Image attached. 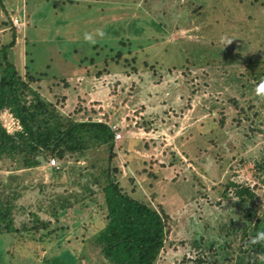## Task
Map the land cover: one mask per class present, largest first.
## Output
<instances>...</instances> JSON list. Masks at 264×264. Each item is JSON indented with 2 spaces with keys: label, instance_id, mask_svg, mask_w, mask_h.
Returning a JSON list of instances; mask_svg holds the SVG:
<instances>
[{
  "label": "trees",
  "instance_id": "16d2710c",
  "mask_svg": "<svg viewBox=\"0 0 264 264\" xmlns=\"http://www.w3.org/2000/svg\"><path fill=\"white\" fill-rule=\"evenodd\" d=\"M162 1L171 14H166L168 19L162 18L165 25L157 24L163 29L149 28L154 41L141 43L138 48L128 50L125 54L117 50L115 54L109 55L103 48L101 62L84 57L74 59L77 61L72 63V67H82L85 72L83 75L88 78L90 72L97 76L99 73L109 72L113 65L124 69L127 75L144 72L155 83L167 79L166 90L171 95L180 92L185 96V92L187 100L199 91L209 93V98H205L199 108L206 116L193 126V130L215 147H220L222 142H217L220 137L228 142V150L222 147L225 154L214 153L219 167L213 175L209 174L210 166L202 167L199 161L193 162L212 183L218 180L225 164L227 165L231 173L225 176L224 187L219 184L224 189L219 191L220 200L215 204L235 199L233 206L238 209L240 217L236 221V213L230 218H227L228 214L223 216L220 220L228 222V225H223L222 222L217 225L220 239L204 242L206 250H200V245H196L193 257L185 258L186 262L182 261L181 264H264V243H253L251 240L256 226L264 224V213L258 217L254 207L256 202H260L264 209V144L248 159L249 147L255 143L258 135L264 134V72L249 71L251 68L257 70L259 66L262 68L260 70H264V0ZM58 2L59 6L50 5L51 12L66 9L67 4L76 5L79 0ZM131 2L132 0L119 1L124 7H128L127 4ZM133 4L139 9L152 7L145 0H133ZM2 5L0 0L4 14V18L0 19V39L3 34H7L8 42L2 43L0 40V116L3 112L10 114L16 121L17 128L8 131L0 118V235L11 234L16 239V245L31 238L32 232L42 229L40 241H43V237L44 240H61L66 246L67 250L47 254L39 261L28 256L33 264H89L84 252L81 253L87 246L94 247V253L101 258L99 264H156L169 244L167 237L171 231V217L161 203L156 204L155 173L145 171L146 177L141 181L136 180L135 176L140 173L139 167L146 161L136 151L122 145L129 142V139L118 142L114 140V133L106 120H92L91 116H87V110L79 105L70 114L61 112L58 104L65 99L62 94L67 90L69 92L72 85L69 77L64 74L68 69L64 68V56L58 53L56 57L54 53H50L48 61L43 59L45 71L42 69L39 75L30 72L33 67V71L36 70V62L43 67V54L36 49V43L42 39L43 27L56 30L55 25L58 27L64 24L68 28L66 33L73 29L66 27L69 25L66 21L58 23L54 19L48 25L47 22L41 23L44 15L39 12L30 13L23 39L24 72L20 74L13 63V55L8 54L15 47L17 30L9 19L11 15L6 13ZM93 13L87 12V15L90 14L93 18ZM174 18L181 19L180 23L185 27L186 33L169 43L164 40L166 34L178 33L177 26L168 27V22ZM197 25H201V28L195 29ZM154 26L156 27L155 24ZM213 28L219 29L213 32ZM107 31L108 34H114L112 32L115 30ZM217 31L220 32L218 36ZM189 35L194 36L195 40L186 37ZM114 36L110 35L113 39ZM124 40L122 37L118 39L121 46H126ZM167 47L178 53L181 63L176 65L174 62L179 59L176 61L165 55ZM90 48L94 51V56H98L95 51L98 50V44ZM160 51L163 57L157 59L154 53ZM239 66H243L248 72L243 74L224 70L237 69ZM192 68H205L207 72L208 68H214L219 69V72L222 70V73L212 71L210 73H214V77L210 78L209 73L201 72L208 77L195 85L196 90H190L182 77L172 78L173 71L180 70V74L186 79L192 74ZM75 74L77 73L72 75ZM190 80L194 81L193 78ZM132 88L139 90V85L135 84ZM216 89L223 91L220 94H225L224 97L230 98L228 101L234 109L233 115L223 108L222 103H217ZM235 95L238 97L235 98ZM246 95L252 97L254 102L243 99ZM77 99V104L83 102L82 99ZM81 109L85 113L82 116L78 114ZM151 115L153 114L149 112L147 117L140 116L137 120L139 122L136 121L134 125L142 124L148 131L154 124ZM133 140L135 142L132 147L140 146L143 152L149 150L148 143L153 141L154 145L158 142L153 139L145 142ZM191 142L186 141L180 147L185 155L183 158L188 157L185 149ZM102 155L103 159L98 161V157ZM118 156L124 160L122 163H119ZM178 157L177 152L171 150L163 158L164 163L159 162L158 167H166V162L169 167L177 165V162L182 166L183 162ZM50 159L55 160L56 166H48ZM234 159L236 166H231ZM42 166H46L50 180L48 184H42L39 177L36 183L40 191L48 186L60 188L61 191L50 193L46 209L43 210L44 218L29 209V224L21 223L17 227L15 215L18 208L22 207L15 200L27 189V181ZM247 169H250L248 175L250 181H253L252 185L238 174L242 170L247 172ZM176 176V173L172 174L169 180L175 181ZM164 180L161 179L162 182ZM230 192L232 196L229 195ZM42 201L43 196L34 203V208L40 207ZM70 209L82 221L76 227V232H72V227L63 219ZM69 231L71 236H66ZM236 237L240 239L237 248L233 244ZM2 241L0 238V264H9L8 258L11 259L13 254L4 252ZM72 244L76 246L69 247ZM5 254L9 255L8 258Z\"/></svg>",
  "mask_w": 264,
  "mask_h": 264
},
{
  "label": "rangeland",
  "instance_id": "374dc122",
  "mask_svg": "<svg viewBox=\"0 0 264 264\" xmlns=\"http://www.w3.org/2000/svg\"><path fill=\"white\" fill-rule=\"evenodd\" d=\"M1 1L3 8L7 11L6 13L11 15L9 19L13 27L17 30L15 47L9 50L8 54L11 53L13 55V63L16 65L20 74L24 72L25 59L23 50L25 45L23 39L24 35H26V27L30 13L39 12L44 15L45 17L41 19V23L47 22L48 25L54 19L58 21V23L66 21L69 23L66 27L73 29L70 33H66L68 31L66 29L68 28H65V26H63L64 24L59 25L58 23V27L56 25L54 26L56 30H53L52 27H43L44 30L41 33L42 39H39L36 43V49L39 50V53L43 54L41 56L43 67L36 62V70L33 71V67L30 72L39 75L42 69L45 71L46 68L44 67L43 59L48 61L49 57L47 56L50 53H54L56 57L58 53L64 56V62L66 64L64 68H68L67 73L64 74L69 77L68 80L71 81L72 85L69 87V92L67 90V92L65 91L62 94L65 96V99L58 104L61 112L70 114V112L79 105L82 106L84 110H87V116H91L92 120H106L111 126L116 125L119 128L116 142L125 138L129 139V142H125L122 145L128 146L127 148L131 151H136V153L141 155L146 161L144 165L139 167L138 171H140V173L138 176H135L136 180L141 181L144 179L147 175L145 171L150 170L155 173L157 179V181H155L156 187H154L156 188L154 190L156 191V204L161 203L171 217V231L167 237V243L169 244L156 264H181L182 261L186 262L184 261L185 258L188 259L193 257L192 255L193 252H195L194 247L196 245H200V250H203L205 249L204 242L207 240L216 241V239H220L217 234V225L220 222H222L221 224L223 225H228V222L226 223L220 219L226 214H228L227 218L231 216L234 217V213H236L235 216L237 221L240 217V213L238 209L233 206L235 199L224 200L220 205L215 204L220 200L219 191H221L226 184L225 176L231 173L227 165L225 164L224 171L221 172L218 180L212 183L213 181L211 182L207 176L203 175L193 162L199 161L202 167L205 165L210 166L211 172L209 174L212 173L213 175L219 167L214 153L225 154L222 147L228 150V148H226V145H228L227 141L219 137V141L217 142H222V146L215 147L209 144L205 137H201V135H199L200 133L193 130L195 129L193 126L206 116V113L199 108L200 105L203 104V100L209 98V93L206 91H199L192 95L190 100H187L188 97L185 92L183 93L185 96H182L180 92L171 95L166 90L167 79L155 83L150 77L148 78L147 73L144 72L127 75L124 73V69L113 65L109 72L99 73L97 76L90 72V75H88L90 77L88 78L86 75H83L85 72L82 67H77L75 69L72 67L73 62L84 57L87 59L93 58L95 62H101L103 48L109 55L115 54L117 50H121V52L125 54L128 50L138 48V45H141V43L147 44L148 41H154V38L151 37L149 28L154 27L157 30H160V28L163 29L160 27L163 23L162 18L163 20L168 19L167 15L171 14V12H167L164 2L162 0H145L149 5L151 3L152 7L150 9L149 7L146 9H139L133 4V0L131 3L127 4L128 7L122 6V3H119V1L127 2L129 0H79V3L76 5L69 6L67 4L68 7H66V9H55V12H51L49 10L50 5L55 4L59 6V0H27V2H25L26 0ZM135 1L141 2L142 0ZM135 8L137 10L133 11ZM87 12H94V17L91 18L92 15H87ZM3 18L4 14L0 7V19ZM180 21V18H174L171 22H168L169 28L178 27L177 30L179 34L177 32H171L168 35L166 34L164 40L170 43L173 40L175 41L176 37H179V35H185V27H182ZM157 24H160V26H157ZM163 25H165V23H163ZM199 27L201 28V25H197L195 29H199ZM96 29H101L103 31V37L95 36ZM109 29L115 30L112 32L114 34H108L107 30ZM218 29L219 28H213V32ZM85 32L93 34L94 42L90 43L83 39V34ZM219 33L218 31L216 32L217 36ZM110 35H115L114 39L110 37ZM6 37L7 34L2 35V39H0L2 43L8 42ZM121 37L125 38L124 42L126 46H121L119 44L118 39ZM186 37L195 40L192 35ZM97 44L98 50L96 49L95 51L98 53L96 54L98 56H94V51L92 52L90 47ZM165 55L171 56L176 61L179 59V61L174 62L176 65L182 62L178 53L173 52L169 48L166 49ZM65 57H67V59ZM154 57H157V59L163 57V53L161 51L158 53L156 52L154 53ZM165 65L169 64L167 63ZM57 69L60 70V68ZM260 69L262 68L259 66L257 70L251 68L249 71L252 73H256L257 71H259V73L264 72V70ZM224 70L227 72H243V74L248 72L243 66H239L237 69L226 68ZM191 71L192 74L188 75L185 79V77L180 74V70H174V76H172V78L177 79L182 77L190 90H196L197 87L195 85H198L203 78L208 76L210 78L214 77V73L210 72L216 71L219 74L222 73V70L219 72V69L214 68H208L209 72H207L205 68H192ZM204 71L209 73L208 76L203 75ZM73 73L77 74L73 76ZM192 78L194 81L190 80ZM260 78L261 77H259V80ZM184 80L182 82H184ZM135 84L139 85V90H134V88H132ZM215 91L217 93V103H222L221 105L223 108L229 112V114L231 113L230 115H233L234 109L228 101L230 98L224 97L225 94H220L223 91L219 89ZM227 91L229 92V90ZM234 97L237 98L238 95ZM77 98L82 99L83 102L77 104L79 101ZM243 99H249L251 102H254L249 95H246ZM205 103L206 101L204 105ZM240 104L242 105V102H240ZM149 112L153 114L151 117L153 118L152 121L154 124L148 131L142 124L134 125V123L139 120L140 116L144 115L147 117ZM78 114L82 116V114L85 113L81 109ZM213 114L216 116L215 111ZM0 118L3 122V126L8 131L17 128L16 121L14 120L12 122L10 114L3 112ZM227 122H229L228 119ZM171 128L174 129L169 131ZM133 139L140 140L141 142L153 139L158 140V142L153 145V141H151L148 143L150 145L149 150L143 152L140 150V146L132 147L135 142ZM186 141H193L188 143V147L185 149L188 160L185 157L186 160L183 158L185 155L180 149L181 146L186 144ZM262 144H264V134L258 135L255 143L249 147L248 159H251L252 156L260 150ZM171 150L177 152L178 158L182 160L184 166H181V164L177 162V165L169 167L166 162L168 167H161V165L159 168V162L163 164L165 161L163 158H166ZM103 157V155L98 157V161L102 160ZM235 159L237 160V158ZM235 159L230 163L231 166H236ZM118 160L119 163L124 161L120 157ZM123 170L127 171L126 168ZM187 170L190 171L188 172ZM247 170V172L244 170L239 171L238 174L240 177H243V179L245 178L244 180H246V182H251L252 185L253 181H250V176L248 175L250 169ZM174 173L177 174L176 180L171 182L169 178ZM192 173L195 174L193 175ZM131 174L134 175L133 172ZM5 175H7V173H5ZM39 177H41L42 184H48L50 179L49 173L46 171V166L37 169L33 178L27 181V189L15 200V203L22 207L18 208L17 214L15 215V225L17 227H19L21 223H25V225H27V223L29 224V218H27V211L29 209L35 211L41 218H44L43 210L46 209L45 205H47L48 198L51 196L50 193L61 191L60 188H49L48 186V188H45L41 192L36 183ZM194 177L195 180L193 179ZM161 179L165 180L162 182ZM219 184H223V187ZM229 195L232 196V193L230 192ZM42 196V205L38 207L39 209L34 208V203H37V200ZM254 207L256 208L258 217L259 215L262 216L264 213L262 204L256 202ZM73 209H70L67 215H64L65 218L63 219L68 226L72 227V232H76V227H78L82 221L78 220L76 212V215L72 212ZM232 228L233 230L235 229V227ZM41 234L42 229L38 232H32L31 238L27 239L25 242L17 243L16 245H14L16 239L11 234L0 235V238L3 240L4 252L7 251L13 254L11 259L8 258V254H5V257L8 258L7 262H9V264H33V261H31L33 258L39 261L40 258L45 257L47 254L51 255L67 250L61 240L56 242L48 238L44 240L43 237V241H40L39 238ZM67 234L69 235L66 236H71V231ZM233 244L236 245L237 248L238 244H240V239L236 237ZM75 246L74 244L71 246L69 245V247ZM231 246L234 248L233 245ZM93 248V246H87L84 251L81 250V253L84 252L85 260L89 259V264H99L101 258L97 253H94ZM76 249H78V247H76ZM24 253L26 254L22 255ZM28 256L31 259H28Z\"/></svg>",
  "mask_w": 264,
  "mask_h": 264
},
{
  "label": "clouds",
  "instance_id": "9594fccd",
  "mask_svg": "<svg viewBox=\"0 0 264 264\" xmlns=\"http://www.w3.org/2000/svg\"><path fill=\"white\" fill-rule=\"evenodd\" d=\"M104 33L101 29L95 30L96 37H103ZM83 39L87 42H94V37L92 33L85 32L83 34ZM253 243H264V224H258L256 226V231L254 235L251 237ZM264 258V257H262Z\"/></svg>",
  "mask_w": 264,
  "mask_h": 264
},
{
  "label": "built area",
  "instance_id": "2783aa9c",
  "mask_svg": "<svg viewBox=\"0 0 264 264\" xmlns=\"http://www.w3.org/2000/svg\"><path fill=\"white\" fill-rule=\"evenodd\" d=\"M11 119H12V122H13L14 121L13 118H11ZM110 128H111V130L114 133V140L116 141V137L118 136L117 133H118V129L119 128L116 125H113V126L110 125ZM48 166H56L55 160L50 159L49 163H48Z\"/></svg>",
  "mask_w": 264,
  "mask_h": 264
}]
</instances>
